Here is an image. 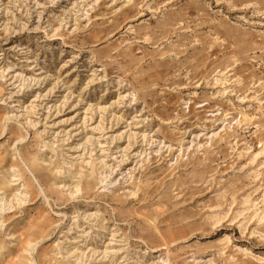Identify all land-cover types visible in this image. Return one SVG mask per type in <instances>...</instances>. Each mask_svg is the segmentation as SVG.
<instances>
[{
	"label": "rangeland",
	"instance_id": "374dc122",
	"mask_svg": "<svg viewBox=\"0 0 264 264\" xmlns=\"http://www.w3.org/2000/svg\"><path fill=\"white\" fill-rule=\"evenodd\" d=\"M262 149L264 0H0V264H264Z\"/></svg>",
	"mask_w": 264,
	"mask_h": 264
},
{
	"label": "bare ground",
	"instance_id": "6f19581e",
	"mask_svg": "<svg viewBox=\"0 0 264 264\" xmlns=\"http://www.w3.org/2000/svg\"><path fill=\"white\" fill-rule=\"evenodd\" d=\"M215 80H216L217 83H225V82H226V81H222L223 79L220 78V77H218V76L216 77ZM226 91H227V89L225 88V92H226ZM241 99L243 100L244 98H241ZM244 114H246V113H244ZM262 152H264V149H262L261 151H259L258 153H256L255 156L257 157V156H258L259 154H261ZM14 174H15V173H14ZM247 197H248V196H247ZM245 199H246V198H245ZM251 201H252V200H250V201H248V202H251ZM255 204H256V203H255ZM255 204H254V205H250V206H253V207H254V206L257 205V204L255 205ZM254 209H255V208H254ZM254 209H253V210H254ZM259 209H260V208H256V209L254 210V214H253V213H252V214H253L254 216H258L259 219H260V218L262 219V218H264V215L261 214L262 212L259 213ZM252 212H253V211H252ZM253 215H251V216H253ZM254 216H253V217H254ZM225 239L230 240L231 238H230L229 236H226ZM225 242H226V241H225ZM228 242H229V241H228ZM246 251H247V249H245V252H246ZM251 252H252V251H251ZM245 255H246V253H245ZM256 257H257V256H256ZM257 258H258V257H257ZM262 259H264V258L259 256L258 260H262Z\"/></svg>",
	"mask_w": 264,
	"mask_h": 264
}]
</instances>
